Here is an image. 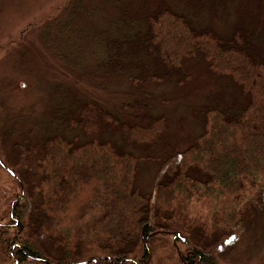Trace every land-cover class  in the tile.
<instances>
[{"label":"trees","instance_id":"16d2710c","mask_svg":"<svg viewBox=\"0 0 264 264\" xmlns=\"http://www.w3.org/2000/svg\"><path fill=\"white\" fill-rule=\"evenodd\" d=\"M231 7L241 20L228 18L224 35L190 16ZM38 29L50 54L102 89L152 82L186 86L188 97L214 75L238 97L223 89L227 102L189 104L200 130L190 126L183 146L146 100L121 102L119 115L58 82L43 134L6 147L31 114L7 116L3 104L0 264H220L217 252L233 248L246 217L264 212V0H67ZM101 120L117 134L104 139ZM149 161L158 167L144 186L137 176Z\"/></svg>","mask_w":264,"mask_h":264},{"label":"rangeland","instance_id":"374dc122","mask_svg":"<svg viewBox=\"0 0 264 264\" xmlns=\"http://www.w3.org/2000/svg\"><path fill=\"white\" fill-rule=\"evenodd\" d=\"M66 2L67 0H8L0 10V107L4 104L8 108L7 116L18 109L21 110V114H24H22L23 117L28 115L27 118H29L31 114L30 122L28 120L17 121L19 126H14L11 129L14 134L5 138L6 147H10V144L15 142L16 135H26L30 139H36L43 134L42 124L48 122H43V120L51 103L54 102L52 84L58 82L69 88L71 93L76 95L77 101H90L101 109L119 115H121L119 111L121 102L131 100L133 97L146 100L151 106L152 112L165 114L172 120V125L174 124L173 126L182 133V146L188 142L189 135H191L190 126L195 129V132L200 130L199 125L191 121L198 113L190 111V105L195 109L197 105L201 108L205 105H212L218 100L227 102L223 96V89L227 90L231 99L235 98L234 94L238 97V91L231 85L230 80L225 78L219 80L214 75H212L215 78L212 85L208 81L202 86L203 90H209L201 92L197 89L193 91L190 87L189 92L197 94H189L188 97H184L179 92L181 90L183 93H187L186 86L178 89L179 86L147 82L136 89L128 85L127 80L123 84L119 82L118 85L116 80H109L102 89L87 83L79 73L71 67L69 69L63 60L50 54L40 40L39 25L53 18ZM176 5L184 7L183 3L177 2ZM190 7L188 6V8ZM232 9L233 7L229 13L223 11L217 13L216 17L208 15L209 12L203 10L190 13V16L197 25H210L224 35L229 33L228 18L231 17V22L235 24H239L241 20L234 15V12L230 14ZM191 10L194 9L191 8ZM242 25L248 24L244 21ZM66 27L71 29L72 25ZM85 61L89 62V59L86 57ZM190 75L196 79L197 70L195 74L191 71ZM27 108L30 109L29 114L25 111ZM182 113H187L188 116H181L184 118V122L177 121ZM0 120H2L1 117ZM103 122L108 121L101 120L100 128L102 130ZM1 125L3 126V121H0ZM19 128L23 129L25 133L23 131L18 133ZM1 129L2 127H0V131ZM59 129L61 130V128ZM106 131L103 130L104 139L110 138L112 134H117L116 130L110 133L107 128ZM106 133L110 135L107 136ZM79 134H83V132L80 131ZM86 137L90 138V136ZM142 166L137 177L140 184L147 186L151 184L150 181L158 163L149 161L147 165ZM2 176L3 173L0 171V211L5 208L4 202L6 201L3 189L9 188L3 182ZM141 189L147 190L143 186ZM2 223H6V221L4 220ZM234 243L231 250L217 252L220 264H264V212L246 217L239 237Z\"/></svg>","mask_w":264,"mask_h":264},{"label":"water","instance_id":"95a60500","mask_svg":"<svg viewBox=\"0 0 264 264\" xmlns=\"http://www.w3.org/2000/svg\"><path fill=\"white\" fill-rule=\"evenodd\" d=\"M177 236H179V233H177Z\"/></svg>","mask_w":264,"mask_h":264},{"label":"bare ground","instance_id":"6f19581e","mask_svg":"<svg viewBox=\"0 0 264 264\" xmlns=\"http://www.w3.org/2000/svg\"><path fill=\"white\" fill-rule=\"evenodd\" d=\"M81 264V263H80Z\"/></svg>","mask_w":264,"mask_h":264}]
</instances>
